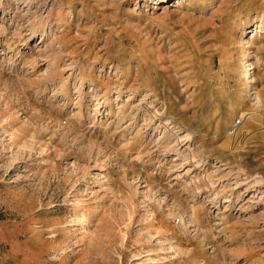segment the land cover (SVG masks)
Segmentation results:
<instances>
[{"label": "rangeland", "instance_id": "rangeland-1", "mask_svg": "<svg viewBox=\"0 0 264 264\" xmlns=\"http://www.w3.org/2000/svg\"><path fill=\"white\" fill-rule=\"evenodd\" d=\"M0 264H264V0H0Z\"/></svg>", "mask_w": 264, "mask_h": 264}, {"label": "built area", "instance_id": "built-area-1", "mask_svg": "<svg viewBox=\"0 0 264 264\" xmlns=\"http://www.w3.org/2000/svg\"><path fill=\"white\" fill-rule=\"evenodd\" d=\"M241 125V120H236V122L232 126V130H230L229 135H233L238 130L239 126Z\"/></svg>", "mask_w": 264, "mask_h": 264}, {"label": "bare ground", "instance_id": "bare-ground-1", "mask_svg": "<svg viewBox=\"0 0 264 264\" xmlns=\"http://www.w3.org/2000/svg\"><path fill=\"white\" fill-rule=\"evenodd\" d=\"M167 0H160L161 3H165ZM248 2V1H247ZM233 113V112H232ZM242 114V113H241ZM246 113H243L241 117L245 116ZM241 119V118H240Z\"/></svg>", "mask_w": 264, "mask_h": 264}]
</instances>
